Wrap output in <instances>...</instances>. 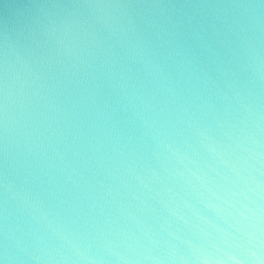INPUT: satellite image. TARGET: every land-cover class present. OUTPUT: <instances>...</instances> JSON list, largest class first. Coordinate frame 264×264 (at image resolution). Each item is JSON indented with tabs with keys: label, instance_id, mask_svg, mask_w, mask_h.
<instances>
[{
	"label": "clouds",
	"instance_id": "obj_1",
	"mask_svg": "<svg viewBox=\"0 0 264 264\" xmlns=\"http://www.w3.org/2000/svg\"><path fill=\"white\" fill-rule=\"evenodd\" d=\"M0 264H264V0H0Z\"/></svg>",
	"mask_w": 264,
	"mask_h": 264
}]
</instances>
